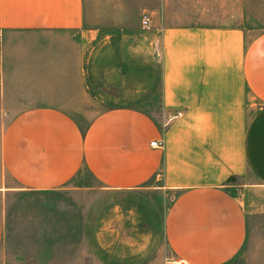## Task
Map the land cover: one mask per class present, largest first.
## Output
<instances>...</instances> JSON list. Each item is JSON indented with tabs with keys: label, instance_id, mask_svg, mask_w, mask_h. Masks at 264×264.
<instances>
[{
	"label": "crops",
	"instance_id": "crops-1",
	"mask_svg": "<svg viewBox=\"0 0 264 264\" xmlns=\"http://www.w3.org/2000/svg\"><path fill=\"white\" fill-rule=\"evenodd\" d=\"M249 1L0 0V264H264ZM160 89L163 119L147 112ZM145 217L169 250L151 262L123 253Z\"/></svg>",
	"mask_w": 264,
	"mask_h": 264
},
{
	"label": "rangeland",
	"instance_id": "rangeland-1",
	"mask_svg": "<svg viewBox=\"0 0 264 264\" xmlns=\"http://www.w3.org/2000/svg\"><path fill=\"white\" fill-rule=\"evenodd\" d=\"M241 14H243V16H241L242 18L240 19V25L244 30V36L241 37V46H246L252 39L258 36L260 33L264 32V0H250L247 3V9ZM163 82V78H160L159 80H157L156 86L162 88ZM184 83L185 80L183 78H175L170 80V84L176 87H183V85H185ZM147 108V112L155 116V118H164L165 112L162 105L161 89L160 93L158 92V94H156L154 98L149 102ZM181 113L182 112H176L175 114H171V118L182 116ZM173 197L174 194H168L167 196L161 195L160 197L157 196L155 198V201L164 205L166 201L169 203ZM151 229L154 230L153 234L148 233V231H150ZM143 230L145 233V237L141 240H136L133 236L130 237V234H128V239L125 240L127 234H123V253L127 251V248L130 249L132 247L137 246L138 248H141L144 251V254H148L145 255L144 258L146 259L144 262H151V259H156L157 256H161L163 252H165L166 254L169 253L167 244L164 239L163 225L157 223V225L152 226V224L148 221V218L145 217V221L143 223ZM151 238H154L153 241L155 247L152 253L151 244H153V241L151 240ZM173 260H175V258L167 256L164 259V264H168V262Z\"/></svg>",
	"mask_w": 264,
	"mask_h": 264
},
{
	"label": "built area",
	"instance_id": "built-area-1",
	"mask_svg": "<svg viewBox=\"0 0 264 264\" xmlns=\"http://www.w3.org/2000/svg\"><path fill=\"white\" fill-rule=\"evenodd\" d=\"M142 26L144 28H147V29H150L152 27L151 26V17L149 15V13H147V12L144 13V15H143ZM163 145H164L163 141L153 140L151 142L152 147L159 148V147H162ZM168 264H190V263L186 262L185 260L175 258V260L168 262Z\"/></svg>",
	"mask_w": 264,
	"mask_h": 264
}]
</instances>
